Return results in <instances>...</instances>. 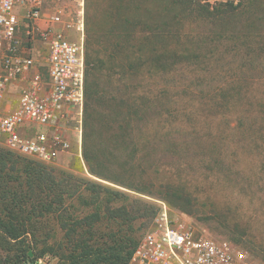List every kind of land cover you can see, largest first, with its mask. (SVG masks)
<instances>
[{
	"label": "rangeland",
	"instance_id": "obj_1",
	"mask_svg": "<svg viewBox=\"0 0 264 264\" xmlns=\"http://www.w3.org/2000/svg\"><path fill=\"white\" fill-rule=\"evenodd\" d=\"M184 3L83 1L82 40L89 16L95 59L87 147L103 176L92 174L83 156L82 163L73 154L46 163L11 150L0 138V154L11 155L4 168L10 185L30 193L25 205L0 201L3 225L17 235L8 238L10 245L1 242L2 258L22 244L32 256L67 264L77 240L108 245L116 240L113 232L133 246L162 199L174 212L245 249L255 264H264V0ZM225 3L231 10L225 11L230 8ZM52 4L64 21L75 20V2ZM203 7L222 13L208 16ZM68 31L70 39L79 38L73 28ZM34 46L22 40L20 47L44 73L47 46ZM18 92L19 86L12 96ZM31 167L46 174L33 188L27 185ZM96 185L120 194L106 202ZM167 185L175 189L167 191ZM173 192L193 206L174 205ZM106 204L125 211L110 219ZM94 211L99 221L75 224Z\"/></svg>",
	"mask_w": 264,
	"mask_h": 264
},
{
	"label": "built area",
	"instance_id": "obj_2",
	"mask_svg": "<svg viewBox=\"0 0 264 264\" xmlns=\"http://www.w3.org/2000/svg\"><path fill=\"white\" fill-rule=\"evenodd\" d=\"M69 1L77 6L73 22L64 21L60 9L49 19L63 21L65 29L77 31V40L50 26L38 29L42 0H0V138L11 150L46 163L70 154L82 163L84 0ZM16 6L24 8L26 42L36 33L47 46L44 73L34 69L33 57L20 47ZM24 79L15 105H7V85ZM156 203L126 264H255L245 249L229 239L213 235L185 213L174 212L162 199ZM29 264L51 263L46 256H37Z\"/></svg>",
	"mask_w": 264,
	"mask_h": 264
},
{
	"label": "trees",
	"instance_id": "obj_3",
	"mask_svg": "<svg viewBox=\"0 0 264 264\" xmlns=\"http://www.w3.org/2000/svg\"><path fill=\"white\" fill-rule=\"evenodd\" d=\"M182 2H185V7L189 4L190 0H182ZM188 3V4H187ZM225 5L229 6L230 8L226 9L231 10L232 4L231 3H225ZM206 14L208 16H216L217 14H220L222 12L217 13V7H214L212 9L208 7H203ZM216 11V12H215ZM217 13V14H216ZM86 26V35L84 39V71H85V80H84V104H83V126L85 133H82L83 135V151L82 156L84 159V162L86 163V166L88 170L95 175H102L99 171V166L101 165L100 161L98 160V157H96L95 153H92L91 150L87 147V136L89 134V129L91 127V123L93 120V109H94V82H93V73L95 70V59L93 61V48H92V42L89 38V16L85 21ZM105 106L107 103V99L105 98ZM103 103V105H104ZM131 111V109H129ZM128 111V113H129ZM109 115V114H108ZM104 117L105 120L107 116ZM128 114H126L127 116ZM125 120L124 116L122 117V120L120 121L119 127H123L122 122ZM10 154L8 152H4L0 154V201L4 204L9 205H25L28 200H30V193L27 191L22 192L21 189H16L15 187L20 186H12L10 185V181H12L11 175H9L8 172H4V168H6L7 160L10 158ZM12 168V167H10ZM32 171V172H31ZM29 174L33 176V178L29 181H27V185L29 188H33V184L35 182H40V180L45 179V175L40 169H36L34 167H31ZM103 176V175H102ZM17 178V177H14ZM97 189H103L106 193V202L111 200L114 195H119L120 193L118 191H113L108 188H102L100 185H96ZM172 189H175L171 185L166 186V190L170 191ZM175 191V190H174ZM170 196V198H169ZM168 198L174 201V205H179L178 203H182L181 208L185 209L188 208V206H193L192 203L189 201L186 196H184L181 193H175L173 192L171 195H169ZM92 202H95V200H92ZM90 204L91 202H87ZM184 204V205H183ZM45 205V204H44ZM108 204H106V213L108 212V218L114 219L118 216H122V213L125 211L123 207H116L114 209H110V207H107ZM101 203L96 206V208H100ZM45 208L47 210L51 209V205L47 203L45 205ZM182 209V210H183ZM186 210V209H185ZM155 212V210H154ZM153 212V214H154ZM41 214V213H38ZM60 214V212H59ZM152 214V216H153ZM151 216V218H152ZM101 218V215L98 211L91 212L89 214H86L83 216V218L76 219L74 222L79 223V225L82 222H86L88 224L95 223L99 221ZM74 224V225H75ZM61 227L66 228L67 223L65 221H61ZM73 229V228H72ZM0 250L4 248V246H1V242L5 244H9V239H16L17 235L16 233H13L9 227H6L3 225V221L0 218ZM110 236L113 239H116L113 241L112 244L108 245H95L90 244L87 242L86 237L82 238L80 241H76L75 248L72 249L70 253V260L67 264H126L131 256V253L133 251V248L135 245L131 246L130 244H126L123 238H120L119 235L117 236L116 232H113L110 234ZM22 243V241H19ZM21 246L17 249L15 248L14 251H16L14 254L12 253L9 255L8 258H2L0 256V264H29L31 263L35 258L36 255L30 257L27 253V249L29 247H25V245L20 244ZM43 253H40L38 255H41ZM11 260V261H9Z\"/></svg>",
	"mask_w": 264,
	"mask_h": 264
},
{
	"label": "crops",
	"instance_id": "obj_4",
	"mask_svg": "<svg viewBox=\"0 0 264 264\" xmlns=\"http://www.w3.org/2000/svg\"><path fill=\"white\" fill-rule=\"evenodd\" d=\"M56 7L52 4V0H42V15L39 19L36 20V24L38 29H43L47 26L52 27L54 30H62L66 33V36L70 39L73 37V34L71 32L68 31V29H65L64 27V22H57V21H50L49 17L50 15H52L53 13H55ZM15 11L18 15L19 21H20V26L22 27L21 32L18 34L21 40H25L27 39L26 36V32H25V25H24V20L22 19L23 17V13H24V8L21 6H16ZM31 40L34 43V47H37L39 45V43H44L41 39H39L36 35V33H34L31 36ZM23 80H17V81H13L11 83H9L7 85L6 91H5V102L9 105V106H14L16 103V99L19 95H16V97L12 96L13 90L19 86V91L20 88L23 86H20V84L22 83Z\"/></svg>",
	"mask_w": 264,
	"mask_h": 264
},
{
	"label": "water",
	"instance_id": "obj_5",
	"mask_svg": "<svg viewBox=\"0 0 264 264\" xmlns=\"http://www.w3.org/2000/svg\"><path fill=\"white\" fill-rule=\"evenodd\" d=\"M28 255L32 256V253L29 251V252H28Z\"/></svg>",
	"mask_w": 264,
	"mask_h": 264
}]
</instances>
